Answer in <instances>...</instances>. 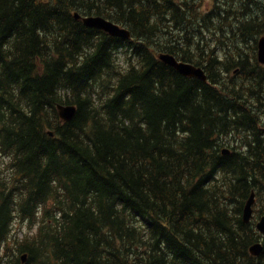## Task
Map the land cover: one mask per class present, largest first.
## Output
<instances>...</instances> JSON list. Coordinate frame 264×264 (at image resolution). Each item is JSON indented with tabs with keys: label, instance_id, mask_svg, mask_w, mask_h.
<instances>
[{
	"label": "trees",
	"instance_id": "16d2710c",
	"mask_svg": "<svg viewBox=\"0 0 264 264\" xmlns=\"http://www.w3.org/2000/svg\"><path fill=\"white\" fill-rule=\"evenodd\" d=\"M212 1L0 0V264H264V2Z\"/></svg>",
	"mask_w": 264,
	"mask_h": 264
},
{
	"label": "water",
	"instance_id": "95a60500",
	"mask_svg": "<svg viewBox=\"0 0 264 264\" xmlns=\"http://www.w3.org/2000/svg\"><path fill=\"white\" fill-rule=\"evenodd\" d=\"M76 19L82 20L84 25L89 28H94L97 30L104 31L105 33L109 34L112 37H119L125 40H129L132 37L131 32L119 24L114 23L111 20H108L102 16H88L82 17L79 13L75 14ZM159 59L164 62L165 64L173 67L177 70L182 76L188 78H195L199 79L203 82L208 81V77L205 73V70L201 67H197L193 64L182 62L178 60L175 56L167 53H161L159 55ZM258 60L261 64L264 65V36L259 39L258 42ZM77 107L73 105H58L57 112L59 118L62 122L68 123L71 122L75 116L77 115ZM52 137L55 136L54 132H50ZM230 151L228 149L224 150V154H228ZM256 203V193L255 191L252 192L251 196L247 200V203L244 208L243 212V221L245 224H249L253 217H254V205ZM256 228L258 232L264 236V216L260 218L258 221ZM264 252V245L261 241L255 243L250 248V253L253 257H259ZM27 255L22 256L23 263L27 262Z\"/></svg>",
	"mask_w": 264,
	"mask_h": 264
},
{
	"label": "rangeland",
	"instance_id": "374dc122",
	"mask_svg": "<svg viewBox=\"0 0 264 264\" xmlns=\"http://www.w3.org/2000/svg\"><path fill=\"white\" fill-rule=\"evenodd\" d=\"M212 2H213L212 0H203L202 10L207 11L208 9H211L212 7L209 4L212 3ZM258 2H264V0H258ZM122 56L124 58L123 62L125 63L126 58L129 57V55L128 54L126 55V54L123 53ZM255 210L263 211V213L261 212L262 214L261 213H258V214L255 213L254 220H255V222L257 224V222L260 220L261 216H264V204H258L257 203V205L255 207ZM28 230H29L28 225H26V224L21 225L20 222L17 221L15 223L14 228H13V233H14V235H17V234H21L22 235V234H25Z\"/></svg>",
	"mask_w": 264,
	"mask_h": 264
},
{
	"label": "bare ground",
	"instance_id": "6f19581e",
	"mask_svg": "<svg viewBox=\"0 0 264 264\" xmlns=\"http://www.w3.org/2000/svg\"><path fill=\"white\" fill-rule=\"evenodd\" d=\"M82 17H88V16H82Z\"/></svg>",
	"mask_w": 264,
	"mask_h": 264
}]
</instances>
